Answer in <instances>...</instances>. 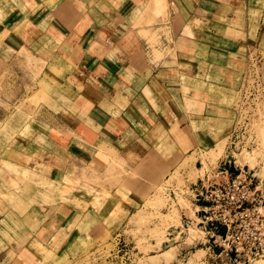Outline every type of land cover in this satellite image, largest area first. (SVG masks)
<instances>
[{"label": "rangeland", "instance_id": "1", "mask_svg": "<svg viewBox=\"0 0 264 264\" xmlns=\"http://www.w3.org/2000/svg\"><path fill=\"white\" fill-rule=\"evenodd\" d=\"M58 1L49 0L56 15L59 12V8L55 6ZM113 1L117 4L122 0ZM149 1L133 0L131 5H147L144 9L100 8L97 11L90 10L89 14H97L96 20L100 25L94 26L96 29L104 31L107 27L108 33L113 35H117L112 32L114 26L120 27V34L124 31L121 25L114 23L113 18H128L132 22L129 24L131 27L128 23L122 25L130 28L126 31L130 40L125 43L126 49H130L133 54L132 60H140L141 53H144L150 66H155L161 58V54L156 52L161 36L153 29L154 18H167V5L170 6V2L175 1ZM177 1L180 4L177 9L186 12L181 5L188 0ZM239 1L226 0L228 8L218 9L216 19L222 24L231 19L228 24L234 23V29L237 28L235 23L247 19L252 33L259 24L261 32L264 24V0H253L254 7L248 10L239 8ZM247 1L249 4L252 2ZM175 6L177 4L172 5L171 12L177 11ZM72 12L74 11L67 9L62 17L57 16L62 19L70 18ZM140 21H143L142 24ZM7 33L3 32L4 35ZM230 34L227 31L226 37L230 38ZM262 37L242 46H238L236 41H227L226 44L225 41L216 42L222 49H227L228 53L240 55V59L229 58L226 65L220 59L212 58L214 66H223L225 69L211 67V74L207 76L211 83L222 88H212L214 90H210L211 96L219 97L220 94V97L224 96L231 104L227 106L225 113V117L232 120L230 126L227 124V131L230 132L227 137H216L217 142L213 141L215 144L212 143L205 153L199 154L202 164L195 161V154H192L178 167L165 170V176L160 174L156 178L151 177L149 168L139 166L134 171L130 169L138 164L144 156L142 153L136 155L137 160L127 161L117 145L93 141L91 134L81 123L80 113L86 104L80 103V100L82 95L85 97L86 92L83 80L76 75L75 69L68 68L66 72L56 69V72L54 66L50 65L47 73L43 72L50 56L48 50L41 51V56L46 59L38 65L39 62H32L29 53L19 49L12 85L10 73L4 74L0 79V83L5 81L4 88L2 84L0 86V264H212L210 256L208 258L210 252L206 245V233L197 225L194 213L193 198L198 192V181L206 177L210 179L220 160L229 151V159L238 171L255 172L263 183V190H259V186L258 190L264 195V36ZM162 44L166 48L165 42ZM195 53L202 55L200 50ZM202 68L201 64L198 67L200 73ZM159 76L162 78V75ZM197 77L204 78L202 74ZM61 84L63 85L60 87ZM203 90H200L201 98ZM85 111L86 109L83 114ZM218 127L219 123L216 129ZM43 133L50 136H33ZM162 138L168 141V145H173L176 140L182 148L186 147V143L178 136L175 139L171 136ZM197 140L203 144L202 137ZM25 142L31 144L28 146L35 142L36 150L31 151L30 147L23 149ZM12 144L22 151L19 155L11 153ZM161 148L156 147L153 153L159 160L168 155L157 153ZM96 150L98 157L95 156L92 161L90 154L86 155V152ZM41 157L50 161L61 160L68 164L69 170L63 177L48 180V174L43 173L47 164ZM31 165H34V170L28 168ZM76 167L98 172V176L93 179L86 177L83 175L85 172H76ZM123 186L135 191L144 200L137 203L138 206H132L133 209L129 212L120 210L119 205L115 210L108 201L121 190H126ZM46 205L55 209L54 216L47 220L50 234L43 237L40 233L45 227L40 223L41 220H29L31 213L28 216L27 213L28 210L33 211L34 208ZM262 214L264 215V209ZM62 245L63 249L60 250ZM245 264H264V255L250 259Z\"/></svg>", "mask_w": 264, "mask_h": 264}, {"label": "crops", "instance_id": "2", "mask_svg": "<svg viewBox=\"0 0 264 264\" xmlns=\"http://www.w3.org/2000/svg\"><path fill=\"white\" fill-rule=\"evenodd\" d=\"M174 1L170 2V6L167 5L169 11L167 18H154L153 29L161 36L159 45H156V52L161 54V58L155 66H150L144 53H141L140 60L134 61L131 58L132 52L126 49L125 42L130 40L127 32L131 27L129 24L132 23L128 18L122 17L117 20L116 17L113 18L114 23L124 28L123 34H120V27L108 24L114 26L112 32L117 35H113L108 33L107 27L104 31L96 29L94 26L100 25L96 20L97 14H89L92 9L96 11L100 8L136 10L147 8V5L133 6L131 5L133 0H122L117 4L112 0H59L55 5L57 9L59 8L57 15L62 17L64 10L67 11V9L74 11L70 13V18L62 19L52 11L49 0H26V2L25 0L24 2L0 0V79L4 74L10 73L12 85L19 49L29 53L32 62L37 61L38 65L40 61L46 59L41 56V53L48 50L50 56L46 60L47 67H44L43 72L47 73L50 65L54 66L56 72V69L66 72L70 68L75 69L76 75L81 81L83 80L82 85L86 93L85 97L82 95L80 103L86 104L84 108L86 111L83 114L84 110H82L80 118L93 141L100 140L117 145L119 152L129 161L137 160L138 153L144 155L143 159L139 158L138 164L132 168L128 165V168L133 171L139 166L149 168L151 177L156 178L160 174L163 175L165 170L178 167L192 154H195V161H200L199 154L205 153L216 141V137H227L230 132L227 131V124L230 126L232 122L230 118L225 117L227 106L231 105L230 102L227 98H223L224 96L220 97V94L219 97L211 96L210 90H214L212 88L219 90L222 88L220 85L216 86L214 82L211 83L207 76L211 74V67L225 69L223 66H214L215 62L211 60L212 58H218L226 65L229 58L240 59V55L228 53L227 49H222L216 42L225 41L226 44L227 41L234 43L236 41L238 46L256 42L264 36V24L261 23L263 26L261 32L259 24L252 33L247 19L235 23L236 29H234V23L228 24L231 19L225 24L219 23L216 12L218 9L228 8L226 0H188L187 3H182L183 6L181 5L182 10L186 11L184 13L177 9L180 6L178 1ZM175 4H177L175 6L177 11L171 12L172 5ZM252 4L253 0L250 4L247 0H240L238 7L248 10L254 7ZM142 22L140 21V24ZM124 23H128L129 27L123 26ZM5 31L8 32L6 35L3 34ZM227 31L231 33L230 38L226 37ZM163 42L166 48L163 47ZM198 50L202 52V55H196L195 52ZM201 64L203 68L200 73L198 67ZM199 74H202L204 78L199 79L197 77ZM159 75H162V78ZM168 75L172 77L169 78ZM4 83V80L0 83L3 88ZM202 88L204 89L203 98L200 97ZM217 123L219 127L216 129ZM33 136L46 138L50 134L43 133L38 136L33 134ZM164 136H171L172 139L178 136L186 143V147L182 148L176 140L173 145H168V141L162 138ZM200 137L204 139L202 145L197 140ZM29 144L25 142L23 149L30 147L31 151L36 150L35 142H32V146H28ZM12 146L11 153L19 155L21 150L14 144ZM156 147H165V149L157 150V153L168 154L166 158H161L164 162L154 157ZM89 154L90 160L93 161L98 151L90 153L87 151L86 155ZM229 156L228 151L210 179L206 177L198 181V192L193 198L197 225L201 217L199 211L202 209L197 196L203 188L217 183L222 178L243 172L252 177L253 185L257 189L259 186V190H263V183L255 172L238 171L232 165ZM41 158L44 159V157ZM44 161L47 168L43 173L48 174V180L58 176L63 177L68 169V164L61 160L44 159ZM224 163L228 165L223 168L221 166ZM11 164L18 167L16 164ZM174 164L176 165L173 166ZM33 166L28 168L34 170ZM219 168L227 169V176L219 173ZM78 171L85 172L83 175L92 179L98 176V172L86 171L82 167H76V172ZM123 187L126 190H121L108 201L115 210L119 205L120 210L129 212L133 209L132 206H138L137 203H142L144 200L139 194L134 193L135 191L128 190L126 186ZM54 209L53 206L46 205L34 208L33 211L28 210L27 216L29 212L31 213L29 220L33 218L32 221H34L36 218L44 225L45 228L40 233L43 237L50 234L47 220L54 216ZM206 245L210 252L208 258L210 256L212 264H231L228 260L218 257L217 250L212 248L207 236ZM59 249H63V245ZM204 249L206 250V247Z\"/></svg>", "mask_w": 264, "mask_h": 264}, {"label": "built area", "instance_id": "3", "mask_svg": "<svg viewBox=\"0 0 264 264\" xmlns=\"http://www.w3.org/2000/svg\"><path fill=\"white\" fill-rule=\"evenodd\" d=\"M224 163L221 167L224 168ZM227 176L228 170L219 168ZM199 226L220 258L245 264L264 255V195L243 172L203 188Z\"/></svg>", "mask_w": 264, "mask_h": 264}, {"label": "bare ground", "instance_id": "4", "mask_svg": "<svg viewBox=\"0 0 264 264\" xmlns=\"http://www.w3.org/2000/svg\"><path fill=\"white\" fill-rule=\"evenodd\" d=\"M188 232H189V231L187 230V233H188ZM191 233H193L192 230H191ZM194 233H195V232H194ZM179 234H181V233H179ZM189 234H190V233H189ZM192 235H193V234H192ZM192 235H191V236H192ZM187 236H188V234H187ZM188 237H189V236H188Z\"/></svg>", "mask_w": 264, "mask_h": 264}]
</instances>
